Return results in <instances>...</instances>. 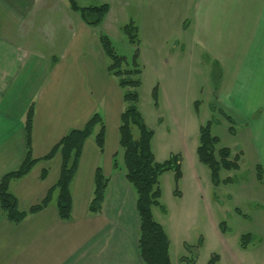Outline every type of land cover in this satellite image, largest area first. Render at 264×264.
<instances>
[{
	"label": "crops",
	"instance_id": "0c3cea01",
	"mask_svg": "<svg viewBox=\"0 0 264 264\" xmlns=\"http://www.w3.org/2000/svg\"><path fill=\"white\" fill-rule=\"evenodd\" d=\"M212 1L221 3V12L197 14L187 22L183 12L169 19L162 13L153 20L160 35L186 38L183 46L176 41L171 53L190 50L176 63L175 74H165V103L176 117H185L187 130L199 128L192 101L199 91L195 66L213 62V68L217 62L221 80L212 93L217 106L241 126L242 148L236 153L242 151L244 159L264 170V12L247 10L257 0ZM0 9V181L26 158L24 120L31 104L35 159L49 154L69 131L83 129L96 112L106 125L103 151L93 137L84 145L71 187V221L60 219L55 201L18 225L0 208V264H144L138 246L137 195L125 172L114 168L120 153L123 91L109 72L98 29L86 25L68 0H0ZM193 29L196 38L189 36ZM189 37L201 47L199 53ZM61 166L57 155L12 182L10 191L20 211L28 212L45 199ZM98 168L110 183L102 212L92 215L89 205Z\"/></svg>",
	"mask_w": 264,
	"mask_h": 264
},
{
	"label": "rangeland",
	"instance_id": "374dc122",
	"mask_svg": "<svg viewBox=\"0 0 264 264\" xmlns=\"http://www.w3.org/2000/svg\"><path fill=\"white\" fill-rule=\"evenodd\" d=\"M76 1L81 8L103 4L110 6V12L98 31L110 36L117 53L127 57L129 63L134 55V47L122 28L133 21L139 30L142 84L138 91V108L147 127L155 132L152 149L156 160L162 163L172 155H179L181 158L180 181H176L172 171L162 175L160 206L153 209L155 220L164 227L171 241L173 264H207L213 255L220 257L218 264H264V184L258 178V165L243 158L241 169L236 172L222 171V182L216 185L209 168L198 157L200 128L207 126L213 119L217 123L212 126V133L219 137V146L230 148L233 155L238 147L242 148L238 134L240 124L236 121V133L232 134V125L220 112L213 111V108L222 109L217 106L212 93L213 62L195 66V79L199 86L196 98L192 100L195 118L199 121V128L196 130H187L188 122L185 117H176L171 112L163 94L167 85L165 74L168 71L175 74L178 66L176 63H182L190 50L182 52L179 49L171 53L176 41L183 46L186 38L160 35L153 28V20L162 13L169 19L183 12L186 16H182H185L187 22L195 20L197 14L206 16L221 12V9H217L221 7V3L212 0ZM247 10L264 12V0L248 4ZM261 30V42L264 44V26ZM194 31L196 30L193 29L189 36L196 38ZM193 38L189 37V40L191 39L199 53L202 49L195 44ZM160 46H164L162 51L159 50ZM207 57V54L203 55L206 63L210 62ZM165 63H169L167 67L161 65ZM156 89L157 104L154 100ZM182 92L185 93V89ZM134 135L136 139L139 137L137 129H134ZM228 177L233 178L230 184L224 183ZM244 242L246 248L242 247Z\"/></svg>",
	"mask_w": 264,
	"mask_h": 264
},
{
	"label": "trees",
	"instance_id": "16d2710c",
	"mask_svg": "<svg viewBox=\"0 0 264 264\" xmlns=\"http://www.w3.org/2000/svg\"><path fill=\"white\" fill-rule=\"evenodd\" d=\"M72 11L76 12L81 20L94 29H98L110 12V6H90L81 8L76 0H68ZM124 35L128 37L134 47V55L129 63L125 56L117 53L113 41L107 34L99 32V40L105 56L109 60V72L117 81L123 91L124 109L121 114L119 128L120 153L114 158V168L125 172L128 182L137 195L136 207L140 217L139 251L144 264H173L170 257V239L164 227L155 220L153 209L160 206L162 191L160 178L166 172L172 171L176 181L182 177L181 158L172 155L169 160L159 163L152 149L155 132L149 129L144 122L138 108L139 89L141 87L142 70L140 64V40L139 30L134 22H130L122 28ZM213 81L217 89L221 80V68L217 62L213 65ZM154 100L158 101L157 89L154 91ZM221 113L229 124L230 132L236 133V120L223 109L213 108V111ZM34 121V104L27 110L24 124L26 132V158L22 165L6 174L0 181V208L4 217L12 224L18 225L47 209L55 201L59 217L62 221H71L73 213L72 184L78 172L84 145L93 137L101 151L104 150L106 125L103 116L96 112L83 129L69 131L45 157L35 159L32 153V129ZM217 120L210 121L207 126H201L198 146V157L202 164L206 165L216 185L222 181V171L236 172L241 169L243 152L233 155L230 148L220 147L219 137L213 135L212 126ZM134 129L139 131L136 139ZM60 155L62 158L61 173L56 184L49 190L47 196L39 204L34 205L28 212L19 209L16 196L10 191L12 182L26 177L35 165L43 160H51ZM258 178H264L262 165L257 166ZM46 177V174H43ZM233 178L228 177L224 183L230 184ZM110 179L107 178L102 168H98L94 179V188L89 205V213L97 215L102 212L106 191ZM223 227V224L221 225ZM247 238L250 236H246ZM243 239V238H242ZM246 248V243H242ZM220 257L213 255L207 264H218Z\"/></svg>",
	"mask_w": 264,
	"mask_h": 264
}]
</instances>
